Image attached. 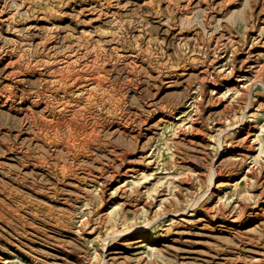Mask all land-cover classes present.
Listing matches in <instances>:
<instances>
[{"label": "rangeland", "instance_id": "obj_1", "mask_svg": "<svg viewBox=\"0 0 264 264\" xmlns=\"http://www.w3.org/2000/svg\"><path fill=\"white\" fill-rule=\"evenodd\" d=\"M255 60L264 80V0H0V264H264V93L248 108L239 91ZM67 65L106 89L105 147L77 160L28 144L12 108ZM210 165L225 174L208 188Z\"/></svg>", "mask_w": 264, "mask_h": 264}, {"label": "bare ground", "instance_id": "obj_2", "mask_svg": "<svg viewBox=\"0 0 264 264\" xmlns=\"http://www.w3.org/2000/svg\"><path fill=\"white\" fill-rule=\"evenodd\" d=\"M93 8V7H92ZM97 8V7H96ZM2 9V8H1ZM87 9V8H86ZM95 9V8H94ZM100 9V8H99ZM82 12V11H81ZM80 13V12H79ZM87 13V12H86ZM91 13V12H90ZM99 15V14H98ZM107 15V14H106ZM101 16V15H100ZM115 16V15H114ZM98 18V17H96ZM100 19V18H99ZM8 21V19H6ZM97 20V19H96ZM29 26V25H28ZM33 28V27H32ZM30 29V28H29ZM27 30V29H26ZM140 32V31H139ZM112 34V33H111ZM53 36V35H52ZM110 39H114L113 36L110 37ZM227 39V38H226ZM119 40V39H118ZM230 40V39H229ZM115 41V40H114ZM228 41V40H227ZM23 42V41H22ZM231 42V41H230ZM233 42V40H232ZM50 43V42H49ZM119 43V42H117ZM41 44V43H40ZM51 45V44H50ZM83 45V44H82ZM115 47V46H113ZM85 48V47H84ZM94 48V47H93ZM79 49H81L79 47ZM95 49V48H94ZM92 50V49H91ZM99 50V49H98ZM96 50L95 54V61L99 60V58H103V55L101 53V50ZM121 50V49H120ZM141 50V49H140ZM218 50V49H217ZM69 51V50H68ZM86 51V50H85ZM83 51V52H85ZM94 51V50H93ZM223 51V50H222ZM92 52V51H91ZM249 51H247L248 53ZM72 53V52H71ZM87 53V52H86ZM251 53V52H249ZM248 53V54H249ZM64 54V53H62ZM74 54V53H73ZM70 55V54H69ZM76 55V54H75ZM78 55V53H77ZM84 55V54H82ZM93 55V54H92ZM12 56V55H11ZM63 56V55H62ZM67 56V55H66ZM94 56V55H93ZM105 56V55H104ZM123 56V55H122ZM9 57V56H8ZM71 57V56H70ZM79 56H77L78 58ZM86 57V56H85ZM121 57V56H120ZM10 58V57H9ZM19 58V57H18ZM69 58V57H68ZM76 58V60H77ZM83 58V57H82ZM81 58V59H82ZM138 58V57H137ZM144 58V57H143ZM147 58V57H146ZM254 58V57H253ZM86 59V58H84ZM20 60V59H18ZM41 60V59H40ZM61 60V59H60ZM69 60V59H68ZM90 60V59H88ZM103 60V59H102ZM121 60V59H120ZM136 60V59H135ZM13 61V60H12ZM17 61V59H16ZM16 61H13L16 62ZM36 61V60H35ZM34 61V62H35ZM42 61V60H41ZM46 61V60H44ZM43 61V62H44ZM71 61V60H70ZM94 61V60H93ZM101 61V60H100ZM125 61V60H124ZM19 62V61H17ZM98 62V61H97ZM140 62V61H139ZM9 63V62H8ZM13 63H11V66H13ZM65 63V62H64ZM67 63V62H66ZM86 63V62H85ZM90 63V62H89ZM143 63V62H142ZM250 68L257 69V73L254 77H256L261 70L263 71L262 67H259L257 60L252 62ZM16 64V63H15ZM36 63H33V65ZM69 64V63H68ZM71 64V63H70ZM88 64V63H87ZM95 64V63H94ZM122 64V63H120ZM264 64V63H263ZM262 64V65H263ZM8 65V64H6ZM46 65V64H44ZM66 65V64H65ZM73 65V63H72ZM75 65V64H74ZM80 65V64H79ZM97 65V64H96ZM105 65V64H104ZM136 65V64H135ZM261 65V66H262ZM89 66V64H88ZM164 66V65H163ZM233 66V65H232ZM62 67V66H61ZM70 65L65 66L62 70L58 71V75H54L55 77L51 80L45 81V84H43V88L40 93L36 94L32 101L27 100V98H24L26 101L25 105L20 104L19 106L12 107L15 112L17 111H23L24 117L26 120L25 125H28V128H24V131H27V138L26 141L28 144H35L37 148L42 149L46 148L53 152L56 150L57 153L61 154V157L66 158H72V160H75L78 155L83 156L85 153H90L91 149L94 147H100L102 142L99 140V132L98 128L95 129V132L91 134V131L93 130L91 128V125L98 127L100 124H97L96 121V115L94 114L95 111L92 113L91 110L94 106L96 107H106V103H104L103 97L104 94H98L97 91H101L102 89L105 91L104 85H102V80H104L102 77L99 76L98 71H94V74L92 76H86L82 73H78L70 70ZM264 67V66H263ZM132 68V67H131ZM233 68V67H232ZM15 69V68H14ZM61 69V68H60ZM85 70V69H84ZM89 70V69H88ZM99 70V69H98ZM231 70V69H230ZM37 71V70H36ZM76 71V70H75ZM106 71V70H105ZM111 71V69H110ZM90 72V71H89ZM164 72V71H163ZM233 72V71H232ZM14 73V72H12ZM46 73V72H45ZM201 73V74H200ZM201 80L203 81L207 73L205 71L200 70ZM252 73V72H251ZM43 74V73H42ZM110 74V73H109ZM108 74V76H109ZM137 74V73H136ZM156 74V73H155ZM234 75V74H233ZM10 76V75H9ZM14 76V75H13ZM159 76V75H158ZM167 76V75H166ZM259 76V75H258ZM252 78L254 81H250V83L245 84L243 86L239 85V91L241 97H243L245 107L250 108L252 106L254 97L250 93L253 90V87L256 84H259L262 86V90L264 93V80L261 77ZM18 77V76H16ZM105 77V76H104ZM43 78V77H42ZM106 78V77H105ZM215 78V77H214ZM12 79V78H11ZM14 79V78H13ZM41 80V79H39ZM17 81V80H16ZM19 81V80H18ZM108 81V80H107ZM128 81V80H127ZM161 81V80H160ZM12 82V81H11ZM215 82V81H214ZM51 83V85H49ZM13 84V83H12ZM41 84V83H40ZM104 84V83H103ZM7 86V85H6ZM238 86V84L236 85ZM8 89V88H7ZM13 90V89H12ZM12 96V103L16 100V93L11 92ZM27 93V92H26ZM6 99V98H5ZM6 101H3V104H5ZM8 102V101H7ZM28 105V108L25 107ZM262 104H264V97ZM260 106V105H259ZM10 107V106H9ZM3 108V107H2ZM31 108V109H30ZM33 108H40L39 114L35 116L33 112ZM92 113V114H91ZM97 114V113H96ZM120 114V113H119ZM94 115V116H93ZM122 115V114H121ZM124 115V114H123ZM245 116L244 112H241L240 115V121L244 122ZM119 121V120H118ZM142 122V121H141ZM119 123V122H118ZM117 123V124H118ZM24 124V123H23ZM129 125V124H127ZM200 125V124H199ZM243 123L242 126H236L234 130L237 129L235 134H238V132H242L243 130ZM199 127V126H198ZM197 127V128H198ZM199 129V128H198ZM222 129V128H221ZM200 130V129H199ZM90 131V133H88ZM199 132V131H198ZM220 133V132H219ZM19 134V133H18ZM195 135V134H194ZM240 135V134H239ZM19 136V135H18ZM197 136V135H196ZM203 136V135H202ZM241 136V135H240ZM244 136V135H243ZM204 137V136H203ZM206 139V138H205ZM250 139V138H249ZM248 137L242 138V140H249ZM203 141V139H201ZM205 142V141H204ZM93 145V146H92ZM105 147V144H103ZM221 147V146H220ZM18 148V147H17ZM52 148V149H51ZM15 150V149H14ZM113 150V149H112ZM222 149H220L221 151ZM14 152V151H13ZM27 152L25 151V154ZM121 153V152H119ZM23 153L22 158H24L25 163L30 162V164L27 165H33L34 167H40L44 168L48 173H52L57 178L61 179H68L70 178L69 175L74 176V180H79L80 177L77 173H74L75 167L74 166H68L65 163L57 162L55 158H52L54 160L47 161L51 155H45L39 154V157L37 158H29V153L25 155ZM12 155V154H11ZM117 158V157H116ZM121 158V157H120ZM123 158V157H122ZM118 159V158H117ZM77 160V159H76ZM92 160V159H91ZM120 160V159H119ZM178 165H181V163H177ZM183 165H181L182 167ZM182 169V168H180ZM252 169V168H250ZM133 169H131V172ZM225 171V170H224ZM252 170H249L248 173H250ZM84 172V171H82ZM110 172V171H109ZM135 173V172H134ZM143 173V172H142ZM197 176L200 178L201 176H204L205 179L208 180V188H210L213 179H220L222 175L225 174L222 173V171L217 170V168L212 165L208 166L206 169H197L196 171ZM81 175V174H80ZM110 176V175H108ZM249 176V175H248ZM112 177V176H111ZM246 177V175H245ZM244 177V178H245ZM231 178V177H230ZM264 179V178H263ZM183 180V179H182ZM187 180V179H186ZM185 181V179H184ZM187 188V187H186ZM53 192L56 194L57 190H53ZM260 195V194H259ZM126 197V196H125ZM124 198V197H123ZM258 198V197H257ZM256 198V199H257ZM239 199V198H237ZM166 200V199H165ZM143 201V200H142ZM135 203V202H134ZM142 205V204H141ZM144 207H146V204H143ZM257 205V204H256ZM122 206V205H121ZM238 206V205H237ZM129 207V206H128ZM132 207V206H131ZM142 207V206H141ZM240 207V206H239ZM138 208V207H137ZM245 208V207H244ZM242 207V209H244ZM255 208V207H254ZM261 209L264 208L260 207ZM139 209V208H138ZM166 209V208H165ZM169 209V208H168ZM252 209V208H251ZM137 210V209H136ZM134 210V212H136ZM168 211V210H167ZM243 211V210H242ZM245 211V210H244ZM164 212V211H163ZM255 212V211H254ZM160 213V212H159ZM233 213V212H232ZM162 214V213H161ZM164 214V213H163ZM238 214V213H237ZM236 214V215H237ZM243 214V212H242ZM159 216V215H158ZM163 216V215H161ZM216 216V214H215ZM243 216V215H242ZM112 220V214L109 216ZM238 217V216H237ZM250 217V216H249ZM88 219V218H87ZM105 219V218H104ZM123 223L125 224V221L128 219L127 215L124 214L121 218ZM233 219V218H232ZM236 220V219H234ZM155 221V220H154ZM254 221V220H253ZM84 222V220L82 221ZM113 222V220H112ZM238 222V221H237ZM81 223V222H80ZM101 223V222H100ZM114 223V222H113ZM147 226V224H145ZM142 226H132L128 229L118 231L116 230L114 232L113 238L124 236L125 233H129L131 230H134L138 228L137 234H141L142 232ZM257 225V224H256ZM82 226V224H81Z\"/></svg>", "mask_w": 264, "mask_h": 264}]
</instances>
